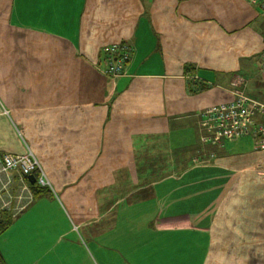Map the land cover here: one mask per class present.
<instances>
[{"label":"crops","instance_id":"obj_1","mask_svg":"<svg viewBox=\"0 0 264 264\" xmlns=\"http://www.w3.org/2000/svg\"><path fill=\"white\" fill-rule=\"evenodd\" d=\"M120 44L132 54L112 78L105 50ZM263 52L264 11L247 0H0V155L31 152L49 183L11 212L5 262L64 264L68 240L81 264L143 249V264H264V151L203 143L201 117L251 97ZM193 81L209 89L192 95Z\"/></svg>","mask_w":264,"mask_h":264},{"label":"built area","instance_id":"obj_2","mask_svg":"<svg viewBox=\"0 0 264 264\" xmlns=\"http://www.w3.org/2000/svg\"><path fill=\"white\" fill-rule=\"evenodd\" d=\"M253 7L264 11V0H247ZM131 48L126 44L115 45L105 50L107 76L117 78L122 75L130 61ZM260 75L264 83V52L261 55ZM203 143L219 146L222 140L251 137L255 150L264 151V105L247 97L242 91L234 90L231 100L207 108L202 114ZM196 160L195 162H197ZM12 173L19 176V188L15 195L10 192L14 183ZM37 174L35 183L41 189L49 187L40 163L31 152L20 156L0 155V213L13 212L15 218L33 201L23 178ZM4 177V179H2ZM15 204V209L13 205Z\"/></svg>","mask_w":264,"mask_h":264},{"label":"rangeland","instance_id":"obj_3","mask_svg":"<svg viewBox=\"0 0 264 264\" xmlns=\"http://www.w3.org/2000/svg\"><path fill=\"white\" fill-rule=\"evenodd\" d=\"M251 70H250V72H249V74H248V76L247 75H245L244 77H245V79H246V82H247V87H248V89H247V93H248V95H251V97H249V96H247L246 94V96L247 97H249V98H252V97H254V98H256V99H261V100H263V98H264V89H262L260 86H257V83L255 82V80H257V81H260L261 83L260 84H262L263 83V81H262V77L260 76V71H259V75H258V69H255V68H250ZM264 84V83H263ZM240 90V89H239ZM243 89H241L240 91H242ZM243 92V91H242ZM254 98H252V99H254ZM255 99V100H256ZM257 101V100H256ZM260 103V102H259ZM260 104H262V105H264L263 103H260ZM237 139V138H236ZM230 140H234V139H230ZM255 148V147H254ZM142 228H144V227H138V225L136 226V228H135V230H136V232L138 233V234H140V233H142L143 231H142ZM113 229H115V227L113 228ZM4 235V234H3ZM3 235H1L0 236V239L2 238V236ZM125 235H126V233L124 234V236H123V238H122V240H118L117 239V237L116 236H119V235H113V236H110L109 237V240L110 241H113L112 243H114L115 241H116V246H118L119 247V244L121 243V241H123L125 238ZM114 237H116V239H114ZM70 240V239H69ZM64 242H67L68 243V246L67 247H65L66 249L64 250V252L62 253V256H61V262L62 261H64V264H69V263H73V262H76V260H79L80 261V264L82 263V255L81 254H79V255H77L76 256V258L75 259H72V258H70V254H71V252L73 251V249H72V247H71V245H72V242L71 241H68V240H64ZM125 243H126V241L125 242H123V246L125 245ZM65 244V243H64ZM98 243H95V246L97 245ZM102 244V248H104V247H106V248H108L109 247V243L108 242H104V243H101ZM93 244H91V246H92ZM122 246V247H123ZM114 247V246H113ZM127 248H129V249H135L134 248V245L133 244H127V246H126ZM115 248L116 247H114V252H115ZM117 249V248H116ZM125 251H126V249H125ZM95 252V251H94ZM117 254H121V253H123V252H120L119 251V249H117ZM144 252V249L142 250V252H141V256L140 257H137L138 258V260H137V262H135L133 259H132V256H128L127 255V257H125V258H122V260L126 263V264H143V260L142 259H144V257L142 256V254H145V253H143ZM55 254H57V251H54L50 256H49V258H51V257H53ZM51 260H57V258H51ZM58 262H59V264H60V261L59 260H57ZM93 263V261L92 260H90V262H89V264H92Z\"/></svg>","mask_w":264,"mask_h":264},{"label":"trees","instance_id":"obj_4","mask_svg":"<svg viewBox=\"0 0 264 264\" xmlns=\"http://www.w3.org/2000/svg\"><path fill=\"white\" fill-rule=\"evenodd\" d=\"M193 70L190 68H185V73L190 74ZM189 93L192 95L199 94L205 92L207 89H209V85L206 83H200V82H192L189 84ZM35 177V174H34ZM27 178V177H26ZM30 190L34 197H37L38 195H41L43 193H46V190H43L37 186L36 183L33 185L30 184ZM13 223V220L11 219V216L9 213H0V236L3 235L11 226ZM0 264H7L5 262V259L0 251Z\"/></svg>","mask_w":264,"mask_h":264},{"label":"water","instance_id":"obj_5","mask_svg":"<svg viewBox=\"0 0 264 264\" xmlns=\"http://www.w3.org/2000/svg\"><path fill=\"white\" fill-rule=\"evenodd\" d=\"M28 182L33 185L35 183V177L33 175L27 177Z\"/></svg>","mask_w":264,"mask_h":264}]
</instances>
